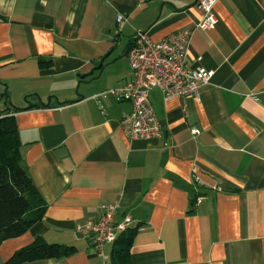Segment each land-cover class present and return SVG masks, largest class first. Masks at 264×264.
<instances>
[{
  "label": "crops",
  "instance_id": "0c3cea01",
  "mask_svg": "<svg viewBox=\"0 0 264 264\" xmlns=\"http://www.w3.org/2000/svg\"><path fill=\"white\" fill-rule=\"evenodd\" d=\"M200 1L0 0V111L46 203L0 244V264L38 238L77 251L22 264H110L112 243L75 231L107 205L139 225L132 264H264V0H217L207 29L194 28ZM182 28L189 64L213 76L198 97L151 90L162 135L129 139L131 102L106 90L131 79L137 31L158 41Z\"/></svg>",
  "mask_w": 264,
  "mask_h": 264
},
{
  "label": "built area",
  "instance_id": "2783aa9c",
  "mask_svg": "<svg viewBox=\"0 0 264 264\" xmlns=\"http://www.w3.org/2000/svg\"><path fill=\"white\" fill-rule=\"evenodd\" d=\"M217 0H201L202 18L194 28L207 29L216 23L213 6ZM117 23L125 21L123 14H117ZM191 28H182L158 41L152 40L147 31H137L126 50L131 79L125 84L107 89L106 92L118 100L131 102L130 111L124 112L119 120L122 130L129 139H152L162 135V129L155 115L149 93L153 89L162 92L164 98L171 96L198 97L202 86L207 85L214 71L188 62ZM193 133L196 130H192ZM197 168L192 172L195 182ZM113 205H107L96 221H86L75 227L77 234L90 236L100 248L103 243H112L117 235L132 226V219L124 217L114 220Z\"/></svg>",
  "mask_w": 264,
  "mask_h": 264
},
{
  "label": "trees",
  "instance_id": "16d2710c",
  "mask_svg": "<svg viewBox=\"0 0 264 264\" xmlns=\"http://www.w3.org/2000/svg\"><path fill=\"white\" fill-rule=\"evenodd\" d=\"M40 63L49 62L40 60ZM9 109V108H8ZM21 142L14 114L0 111V244L17 237L41 220L46 203L22 164ZM137 225L120 232L112 242L110 264H132L131 246ZM72 245L47 243L42 238L16 250L3 264L59 259L74 254ZM187 264V263H177Z\"/></svg>",
  "mask_w": 264,
  "mask_h": 264
},
{
  "label": "water",
  "instance_id": "95a60500",
  "mask_svg": "<svg viewBox=\"0 0 264 264\" xmlns=\"http://www.w3.org/2000/svg\"><path fill=\"white\" fill-rule=\"evenodd\" d=\"M134 38H135V37H134ZM105 57H106V56L104 55V56L101 58L100 63L98 64V66L95 67V70H100V69L103 67V66H102V62L104 61V58H105ZM0 99H3V100L8 101V103L10 104L9 95H8L6 89H4V90L0 93ZM28 106H30V104H29ZM13 108H14V109H17V108H15V106H14Z\"/></svg>",
  "mask_w": 264,
  "mask_h": 264
},
{
  "label": "rangeland",
  "instance_id": "374dc122",
  "mask_svg": "<svg viewBox=\"0 0 264 264\" xmlns=\"http://www.w3.org/2000/svg\"><path fill=\"white\" fill-rule=\"evenodd\" d=\"M76 87H77V84H76V86H75V89H76ZM48 98V97H47Z\"/></svg>",
  "mask_w": 264,
  "mask_h": 264
}]
</instances>
